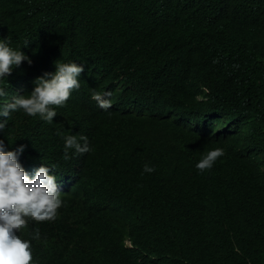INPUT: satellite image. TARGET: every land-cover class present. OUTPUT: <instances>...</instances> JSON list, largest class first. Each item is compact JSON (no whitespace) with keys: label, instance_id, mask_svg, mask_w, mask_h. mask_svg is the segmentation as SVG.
I'll use <instances>...</instances> for the list:
<instances>
[{"label":"trees","instance_id":"16d2710c","mask_svg":"<svg viewBox=\"0 0 264 264\" xmlns=\"http://www.w3.org/2000/svg\"><path fill=\"white\" fill-rule=\"evenodd\" d=\"M8 36L32 60L2 85L8 99L57 61L85 69L52 124L14 113L0 135L25 146L30 177L55 166L63 194L55 220L21 232L39 229L36 264H264V0H0ZM93 89L113 93L109 110ZM77 134L93 150L64 160Z\"/></svg>","mask_w":264,"mask_h":264},{"label":"clouds","instance_id":"9594fccd","mask_svg":"<svg viewBox=\"0 0 264 264\" xmlns=\"http://www.w3.org/2000/svg\"><path fill=\"white\" fill-rule=\"evenodd\" d=\"M12 40L0 38V135L8 127V120L14 113H23L28 117H38L45 123L52 124L57 116V108L66 106L72 93L81 87L80 76L84 72L83 64L57 61L54 72H45L33 81V90L26 95H12L2 86L14 69L32 60L21 50L11 46ZM28 43L25 42V47ZM206 91V89H205ZM111 91L92 90L91 100L97 107L107 111L113 106ZM62 135V133H57ZM63 159L69 160L73 155H84L93 149L87 136L63 135ZM9 146V143H8ZM25 146L20 145L14 150H7L5 140L0 137V264H36L33 257L32 241L40 239L39 229L30 233V239L22 238L21 232L30 222H45L56 219L58 210L64 206L63 194L58 191L57 176L49 174L55 166L44 164L30 177L22 167L21 155ZM225 155L224 149L216 147L206 151L201 158L193 163L192 170L198 174L210 171L219 158ZM115 166V163H112ZM155 167L145 163L143 174H152ZM264 171V167L260 172ZM223 198L231 200V196ZM125 246L132 247L130 240ZM195 251L206 248V242L198 240L193 243ZM171 264H186L179 258H173Z\"/></svg>","mask_w":264,"mask_h":264}]
</instances>
